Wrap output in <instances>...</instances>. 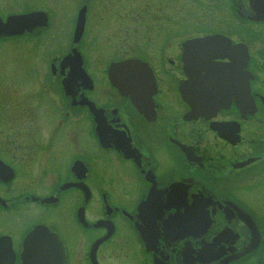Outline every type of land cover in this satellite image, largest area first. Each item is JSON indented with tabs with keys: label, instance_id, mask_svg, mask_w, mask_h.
Masks as SVG:
<instances>
[{
	"label": "flooded vegetation",
	"instance_id": "1",
	"mask_svg": "<svg viewBox=\"0 0 264 264\" xmlns=\"http://www.w3.org/2000/svg\"><path fill=\"white\" fill-rule=\"evenodd\" d=\"M87 1L74 8L68 43L49 51L54 17L0 0L2 21L43 19L0 41L41 39L48 50L29 57L28 85L0 77V96L14 87L27 96L0 106V264H23L22 241L38 224L59 239L64 264H264V0H208L204 13H221V29L181 32L175 15L158 21L156 40L154 26L134 44L102 40L110 58L85 54ZM213 33L244 52L205 62L184 45ZM128 59L153 77L131 66L137 101L108 77L110 63ZM211 71L217 81L198 91L213 96L192 90L198 99L186 101L180 85Z\"/></svg>",
	"mask_w": 264,
	"mask_h": 264
},
{
	"label": "rangeland",
	"instance_id": "2",
	"mask_svg": "<svg viewBox=\"0 0 264 264\" xmlns=\"http://www.w3.org/2000/svg\"><path fill=\"white\" fill-rule=\"evenodd\" d=\"M4 1L11 5V7L8 6L10 9L40 7L49 13L51 19L54 17V23L49 28V33L52 34L48 38L49 51L54 48L57 49L58 44L62 47V43L64 45L68 43L67 34L72 25L74 8L79 7L82 2V0ZM207 2L208 0H88L86 3L91 7L90 13H88L90 18L86 23L84 39L82 40L85 54L88 56L97 55L95 51L97 50L98 54L105 58L113 57L116 55L115 52L110 51L102 40L114 42L122 40L126 44L127 41L125 40H128L129 43L134 44L139 42L140 38H144L143 28L146 30V28L153 26L155 28L150 30L151 34L147 39L156 40L159 36L158 33H155L159 31L157 29L159 27L158 21L170 23V19L174 20L175 15L177 30L181 32L189 29L190 31L187 33L198 34L206 30L221 29V13L215 15L204 13ZM3 11L5 12V10ZM156 14H160V16H155ZM132 16L141 17V20H131ZM171 26L173 25L170 24ZM40 40H28L24 37L1 40L0 77L7 78L8 82L21 83L23 86L28 85L31 76L29 75V57L37 53V50L42 51L43 54L48 51L42 45H35L40 43ZM114 42L112 43L115 44ZM33 87L36 88L35 84L31 85V88ZM15 90V87L11 88V91H6L4 95L0 96V106L3 104L2 102L14 106L19 100L27 97L24 93L25 90ZM34 99H38L40 102L42 98L35 97Z\"/></svg>",
	"mask_w": 264,
	"mask_h": 264
},
{
	"label": "water",
	"instance_id": "3",
	"mask_svg": "<svg viewBox=\"0 0 264 264\" xmlns=\"http://www.w3.org/2000/svg\"><path fill=\"white\" fill-rule=\"evenodd\" d=\"M85 6L83 5L76 17L73 42H77L83 30ZM40 12H30L24 14H11L5 18V21L0 19V33L4 35L20 34L24 30L29 31L35 24L43 21L40 18ZM184 45L201 48L199 55L205 62L211 61L214 57L221 56V51L228 53L230 50L237 52L240 49L243 53L242 47L233 46L228 47L229 40L221 34H209L199 37H193L185 41ZM204 49V50H203ZM135 65L146 72L149 81L153 82L151 71L145 62H140L137 59L123 60L119 62H112L108 68V77L110 82L117 87L124 95H129L133 101H137V96L131 89L136 87L133 80L135 79L134 69L131 66ZM130 67V70L127 68ZM189 74V73H188ZM218 71L207 72L203 76H194L191 74L189 80L183 85H180L182 97L186 101H196L198 94L212 97L213 94L207 91L200 92L198 90H206L205 87H211L212 81H217ZM195 90V91H192ZM21 259L23 264H64L63 248L56 235L51 233L43 225H35L24 237L22 242Z\"/></svg>",
	"mask_w": 264,
	"mask_h": 264
}]
</instances>
